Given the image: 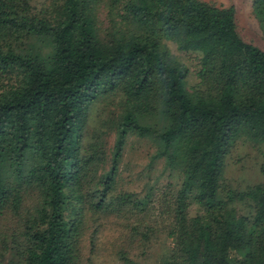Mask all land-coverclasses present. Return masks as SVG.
I'll use <instances>...</instances> for the list:
<instances>
[{"label": "trees", "instance_id": "16d2710c", "mask_svg": "<svg viewBox=\"0 0 264 264\" xmlns=\"http://www.w3.org/2000/svg\"><path fill=\"white\" fill-rule=\"evenodd\" d=\"M252 13L264 35V0ZM135 136L177 172L169 202L125 188ZM243 144L263 180L241 187L226 162ZM153 205L170 217L157 264H264V48L203 0H0V264H82L88 224L90 254L116 219L137 264Z\"/></svg>", "mask_w": 264, "mask_h": 264}, {"label": "rangeland", "instance_id": "374dc122", "mask_svg": "<svg viewBox=\"0 0 264 264\" xmlns=\"http://www.w3.org/2000/svg\"><path fill=\"white\" fill-rule=\"evenodd\" d=\"M213 3L217 6L233 7L235 10V18L237 30L244 41L264 48V35L257 22V19L252 13V0H203ZM171 52L184 63L188 68V82L193 84L197 81L194 71L196 61L189 59L185 54L176 49L175 45L168 43ZM153 144L144 138L130 137L128 144L125 147L120 170H122V178L125 188L130 191H135L143 194L150 189L153 195L158 194L159 198L162 195L168 197V202L171 198V193L168 184L174 185L178 180L177 172H171L170 168L164 163V159H153ZM260 157L257 155L255 148L251 144H243L239 146L238 151H233L230 160L226 163L227 177L238 186H245L248 183L261 182L262 175L259 172ZM164 205V202H163ZM161 204V206H163ZM164 208V206H163ZM158 205H153L147 217L152 222L156 229L153 235L150 249L145 251L138 244L129 253V256L137 264H157L161 255L166 251L171 243V240L166 237L161 228L166 224L170 217L166 213L160 214L163 209ZM165 209V208H164ZM89 229L85 235L84 241V261L82 264H122L123 262L116 256L115 244L122 241L123 231L120 221L117 219L114 222L107 224L104 235L98 237L94 253L89 254L90 241L89 236L92 230V223L88 224ZM142 249L144 250L142 253Z\"/></svg>", "mask_w": 264, "mask_h": 264}]
</instances>
